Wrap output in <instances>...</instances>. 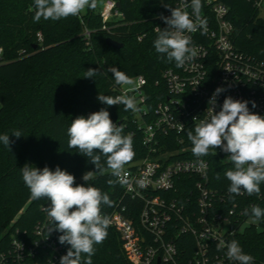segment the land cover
<instances>
[{
	"label": "trees",
	"instance_id": "obj_1",
	"mask_svg": "<svg viewBox=\"0 0 264 264\" xmlns=\"http://www.w3.org/2000/svg\"><path fill=\"white\" fill-rule=\"evenodd\" d=\"M97 0V7L100 4ZM119 3L121 18L107 22L108 30L102 29L101 9H87L83 15L68 17L58 21L43 20L34 22V0H0V135H10L11 151L0 143V252L7 254L11 246V236L17 228L20 235L27 232L35 238L36 225L47 219L45 211L47 199L32 200L25 185L21 168L27 163L43 169L48 166L55 171L59 166L75 177V185L93 186L109 195L113 206L102 205V213L110 214L114 209L127 206V215L137 219L141 200H132L125 195L119 183L107 168L105 158L101 163L104 170L95 172V178L86 182L82 176L94 171L95 166L77 149L68 147L67 129L72 119L105 108L111 120L123 126V135H132L134 158H143L148 148L143 144L142 133L132 123L134 112L125 111L124 105L107 106L98 101V95L115 97L117 85L108 67H117L133 78L144 75L151 89L155 81H162L163 70L175 66L166 56L155 51L154 40L157 30L167 27L161 15L170 16L164 5L177 6V0H115ZM229 8V19L234 26L233 40L244 55L264 60V18L254 5V0H222ZM96 7V8H97ZM102 7V6H101ZM91 31L90 43L85 30ZM41 33L43 40H39ZM111 37L123 47L114 48L107 44ZM89 68L99 69L100 74L93 78H83ZM163 84V83H162ZM155 101L150 102L153 106ZM20 130L24 136L16 138L11 133ZM167 148L178 146L174 141H164ZM191 141H186V144ZM209 185L227 195L223 206L228 209L234 201L249 214L251 224L233 235L224 236L226 242L237 240L245 254L254 257V264H264V220L256 221L251 215L252 206L264 208V183L261 193L249 196L229 194L230 181L224 173L234 165L221 149H210ZM219 175V179H217ZM78 179V180H77ZM195 180V179H194ZM190 176H180L177 192L161 193L167 199H178L186 203L191 200ZM221 202V200H220ZM27 204V205H26ZM23 213L11 226V222L22 207ZM222 206V205H221ZM107 238L102 244L94 245L96 251L92 264H131L122 249L117 231L108 227ZM179 243L186 256L196 250L193 237L184 234ZM69 246V245H68ZM70 247V246H69ZM29 264H49L51 253L39 249ZM221 251V250H220ZM3 259V260H2ZM0 264H19L9 256Z\"/></svg>",
	"mask_w": 264,
	"mask_h": 264
},
{
	"label": "built area",
	"instance_id": "obj_2",
	"mask_svg": "<svg viewBox=\"0 0 264 264\" xmlns=\"http://www.w3.org/2000/svg\"><path fill=\"white\" fill-rule=\"evenodd\" d=\"M181 4L182 0H177V6ZM202 4L206 30L186 33L197 49L193 60L183 67L175 65L163 70L162 81L156 80L154 89L144 75L133 77L134 86L117 88L116 96L127 94L136 98L138 110L132 123L142 133L143 144L148 148L146 156L124 166L130 183L120 184L125 195L143 202L137 219L127 215L125 205L107 215L111 221L109 227L117 231L131 264H238L227 258L226 248L218 251L217 244L220 239L226 242L224 236L251 224V219L244 218V210L237 201L228 209L223 206L227 195L209 185L210 160L194 156L192 144L186 141H189L187 132L207 118L211 109L208 102L217 87H224L226 91L217 97L215 111L231 96L249 101L250 112L264 116V60L239 51L233 40L229 8L222 0H202ZM254 5L260 14L264 12V0H254ZM186 10L192 13L191 7ZM122 16L115 0H105L101 7L102 29L108 30L107 22ZM85 35L89 44L91 31L86 29ZM38 36L42 41V34ZM2 53L0 47V57ZM252 101L257 105L255 108ZM167 140L174 141L178 147L167 148L164 143ZM185 175L193 178L191 200L183 203L161 195L162 192L176 193L180 176ZM141 179L143 186L137 183ZM50 226L48 218L39 222L33 239L26 231L20 235L17 228L7 254L0 252L2 258L9 256L19 264H29L31 257L44 249L51 253L49 264H60L69 246L59 243L62 233H48ZM184 234L193 237L197 247L191 256L184 254L179 243V237Z\"/></svg>",
	"mask_w": 264,
	"mask_h": 264
},
{
	"label": "clouds",
	"instance_id": "obj_3",
	"mask_svg": "<svg viewBox=\"0 0 264 264\" xmlns=\"http://www.w3.org/2000/svg\"><path fill=\"white\" fill-rule=\"evenodd\" d=\"M171 12L170 16L161 15L160 19L167 25L157 28L154 40L155 51L166 56L168 62H175L176 67H183L186 62L197 56L190 33L206 30L207 20L202 17V0H182V4L171 7L164 5ZM97 0H34V22L41 19L58 21L70 16H79L86 9H96ZM191 7L190 14L186 9ZM187 33V34H186ZM117 85H133L134 81L117 67H108ZM99 69L89 68L83 78H93L100 74ZM226 91L217 87L213 92L209 105L211 109L207 118L196 123L194 130L187 132L192 144V152L196 157L207 156L210 149H221L227 159L234 165L224 175L230 181L229 194L259 195L261 183H264V116L250 112L247 100L234 99L227 96L220 110L215 111L217 97ZM98 101L107 106L124 105V110H138L134 96L122 94L110 96L99 94ZM252 108L257 105L251 102ZM196 117L193 119L195 120ZM16 138L24 136L20 130L11 133ZM68 147L77 149L95 166L94 171H87L82 179L87 182L95 178V172L103 171L105 158L107 168L116 180L108 184L119 183L122 186L130 181L124 166L134 158L132 135H123V126H118L110 118L105 108L72 119L67 129ZM0 143L11 151L10 135H0ZM201 167L204 162L200 161ZM22 179L30 191L32 200L47 199L45 211L49 219L48 233H62L58 237L61 245H69L66 255L61 256L60 264H92L95 255L94 245L102 244L107 238L110 218L102 213V205L113 206L109 195L93 186L75 185V177L59 166L55 171L48 166L43 169L31 164L21 168ZM219 179V175L216 177ZM141 186L144 180H139ZM251 215L256 221L264 220V208L252 206ZM245 215L249 210H245ZM227 249L226 256L238 264H254V257L245 254L237 240L226 243L220 239L217 250Z\"/></svg>",
	"mask_w": 264,
	"mask_h": 264
},
{
	"label": "rangeland",
	"instance_id": "obj_4",
	"mask_svg": "<svg viewBox=\"0 0 264 264\" xmlns=\"http://www.w3.org/2000/svg\"><path fill=\"white\" fill-rule=\"evenodd\" d=\"M102 4H103V1H100V4H99V6L96 8V10L101 9ZM86 12H87V9H86L85 11H83L80 15H83V14H85ZM261 17L264 18V12L261 13ZM132 79H133V78H132ZM133 81H134V84H133V85H123V87L126 88V87L134 86V85L136 84L135 79H133ZM75 180H76V179H75ZM77 180H78V179H77ZM26 205H27V204H26ZM26 205L20 209V211L17 213V215L14 217V219L17 218V217L23 212V210L25 209ZM14 219H13V220H14ZM13 220H12V221H13Z\"/></svg>",
	"mask_w": 264,
	"mask_h": 264
},
{
	"label": "water",
	"instance_id": "obj_5",
	"mask_svg": "<svg viewBox=\"0 0 264 264\" xmlns=\"http://www.w3.org/2000/svg\"><path fill=\"white\" fill-rule=\"evenodd\" d=\"M117 5L119 7V3H117ZM106 42H107V44L109 46H112L114 48H121V47H123V43H121V42H119V41H117V40H115V39H113L111 37H108Z\"/></svg>",
	"mask_w": 264,
	"mask_h": 264
}]
</instances>
